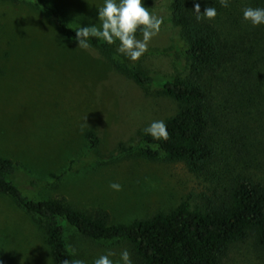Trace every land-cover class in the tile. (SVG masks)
Masks as SVG:
<instances>
[{
  "label": "rangeland",
  "instance_id": "obj_1",
  "mask_svg": "<svg viewBox=\"0 0 264 264\" xmlns=\"http://www.w3.org/2000/svg\"><path fill=\"white\" fill-rule=\"evenodd\" d=\"M101 4L102 0H0V155L14 161L15 178L31 197L65 196L81 210L106 209L113 223H131L157 211L168 212L185 199L195 203L211 182L190 172L183 162L164 158L95 162V156H106L120 144L136 143L151 121H164L177 110L173 99L116 70L98 49L76 47L57 31L53 8L71 26H98L96 8ZM143 4L163 23L134 63L159 79L185 72L179 29L170 20L171 0ZM246 108L238 110L233 124L244 134L247 150L232 169L264 181V102ZM89 130L99 137L95 147L86 137ZM112 182L121 185L119 191L109 188ZM65 240L68 253L86 264L108 251L117 264L125 248L136 264L127 240L90 239L70 225ZM0 264H53L37 219L2 193ZM225 264H264V251L251 239L237 243Z\"/></svg>",
  "mask_w": 264,
  "mask_h": 264
},
{
  "label": "trees",
  "instance_id": "obj_2",
  "mask_svg": "<svg viewBox=\"0 0 264 264\" xmlns=\"http://www.w3.org/2000/svg\"><path fill=\"white\" fill-rule=\"evenodd\" d=\"M196 2L201 12L215 7L216 18L197 22L193 0H171L170 20L179 29L178 45L186 59V71L172 77L159 79L117 53L115 44L90 39L116 70L140 85L155 87L177 105L164 119L167 140H154L142 131L136 143L120 144L94 160L100 165L131 157L180 161L190 172L205 175L211 185L193 204L185 199L168 212L113 223L106 209L85 211L65 196L38 199L26 194L15 178L14 161L0 155V193L37 219L53 264L75 260L66 247L69 225L90 239L129 241L136 264H225L231 247L250 239L264 251V181L232 169L247 150L234 116L264 102V25L250 26L242 20L241 9L264 7V0H230L227 8L218 0ZM52 12L59 34L75 43L78 27L67 24L55 8ZM86 137L91 147L99 142L92 130Z\"/></svg>",
  "mask_w": 264,
  "mask_h": 264
},
{
  "label": "clouds",
  "instance_id": "obj_3",
  "mask_svg": "<svg viewBox=\"0 0 264 264\" xmlns=\"http://www.w3.org/2000/svg\"><path fill=\"white\" fill-rule=\"evenodd\" d=\"M222 8L229 6L230 0H218ZM99 25L90 24L80 26L73 37L76 47L88 49L90 39L102 40L108 45H116V52L131 62H136L148 50L151 39L158 34L163 23L162 17L151 13L144 6L143 0H102L97 8ZM192 12L194 19L213 20L217 16L215 7L207 6L201 12L200 4L193 0ZM241 18L252 27L264 25V7L245 6L241 9ZM139 30L141 38L136 37ZM86 118V117H85ZM83 127V125L81 126ZM143 132L154 140H167V126L163 120H153ZM109 188L119 191L121 185L112 182ZM114 255L111 251L101 254L92 260V264H114L109 257ZM62 264H86L82 259L69 261L65 259ZM117 264H132L129 251L125 248L120 252Z\"/></svg>",
  "mask_w": 264,
  "mask_h": 264
}]
</instances>
